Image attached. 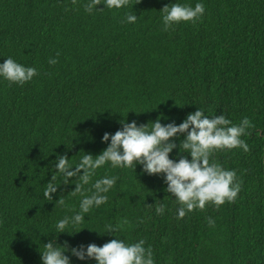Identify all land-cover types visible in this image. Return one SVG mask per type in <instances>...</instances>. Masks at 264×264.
I'll use <instances>...</instances> for the list:
<instances>
[{"label":"trees","instance_id":"trees-1","mask_svg":"<svg viewBox=\"0 0 264 264\" xmlns=\"http://www.w3.org/2000/svg\"><path fill=\"white\" fill-rule=\"evenodd\" d=\"M89 2L0 0V64L12 58L38 72L24 85L0 76V264H42L40 251L53 240L77 248L117 238L144 240L155 264H264V0H129L88 13ZM174 3H201L205 13L164 31L161 10ZM128 14L137 15L135 23ZM199 108L209 118L223 114L239 124L247 117L254 125L241 137L250 151L212 157L243 181L234 203H209L178 219L164 175H148L142 165L108 162L74 195L79 176L65 184L55 168L61 155L75 169L86 153L101 154L111 143L104 134L122 122L179 125ZM184 138H174L170 158L177 162ZM53 174L58 190L48 201ZM113 177L107 202L72 223L94 183ZM65 218L59 233L55 225ZM65 255L71 264H97Z\"/></svg>","mask_w":264,"mask_h":264},{"label":"clouds","instance_id":"clouds-1","mask_svg":"<svg viewBox=\"0 0 264 264\" xmlns=\"http://www.w3.org/2000/svg\"><path fill=\"white\" fill-rule=\"evenodd\" d=\"M77 0H72L76 4ZM140 3V0H137ZM104 4L108 9H121L129 4V0H90L84 5L86 12L91 13L98 9V5ZM103 10V9H98ZM163 15V30L168 31L173 24L191 22L195 24L200 20L205 7L197 3L195 7L174 3L166 5L161 10ZM137 15L128 14V23H135ZM59 53H57V57ZM58 60L49 59V64L55 65ZM36 75L37 69L26 67L17 63L12 58L0 64V76L10 83L24 85L30 82ZM122 129L115 134L105 133L103 142L111 143L101 154L93 156L87 154L75 169L70 168L67 155L57 157L55 168L59 174L65 177L67 184L73 177L79 176L80 183L71 194L81 192L82 184H88L96 169L110 162L112 167H134L137 164L143 166V171L148 175H164L167 184L166 191L173 196L180 207L178 219H183L188 212L205 210L209 203L217 208L225 202L234 203L242 190L243 181L237 178L233 170H225L219 163L212 160L215 152L220 150L243 149L250 151L249 145L242 136L250 135L247 129L254 127L251 120L245 117L239 124H233L225 115H215L209 118L200 108L194 113H189L186 119L179 125L169 123L164 125L160 119L149 124L137 125L135 121L122 122ZM184 136L179 144L180 157L178 162L170 158V153L178 145L174 138ZM185 153L190 154L189 160ZM81 171L83 174L81 175ZM57 176L53 174L51 181L43 193L48 201L53 200V193L57 192L58 185L53 183ZM116 178H103L97 180L93 187L95 192L86 196L80 204V213L72 218V223L80 224L84 221V213H88L95 206L107 202L108 197L104 193L114 186ZM60 204L64 200H58ZM156 213L162 215L164 207H156ZM208 225L215 226V221L208 218ZM127 220L115 227L109 225L108 232L115 233ZM69 224V218L60 220L56 225L59 233H64ZM145 241L125 244L121 239H112L103 246L95 243L87 246L81 245L70 248L67 243L58 245L55 240L44 244L41 252L42 264H71L66 251L80 260L94 259L97 264H155L151 247L145 248Z\"/></svg>","mask_w":264,"mask_h":264},{"label":"water","instance_id":"water-1","mask_svg":"<svg viewBox=\"0 0 264 264\" xmlns=\"http://www.w3.org/2000/svg\"><path fill=\"white\" fill-rule=\"evenodd\" d=\"M263 163H264V156H263Z\"/></svg>","mask_w":264,"mask_h":264}]
</instances>
